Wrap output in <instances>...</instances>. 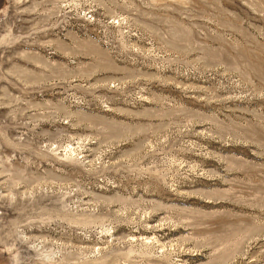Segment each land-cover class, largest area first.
<instances>
[{
	"label": "rangeland",
	"instance_id": "374dc122",
	"mask_svg": "<svg viewBox=\"0 0 264 264\" xmlns=\"http://www.w3.org/2000/svg\"><path fill=\"white\" fill-rule=\"evenodd\" d=\"M0 264H264V0H0Z\"/></svg>",
	"mask_w": 264,
	"mask_h": 264
}]
</instances>
